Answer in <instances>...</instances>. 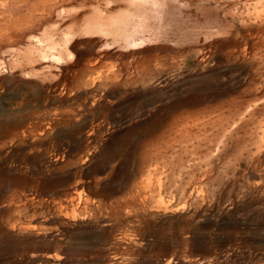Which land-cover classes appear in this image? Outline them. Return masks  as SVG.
<instances>
[{
  "label": "rangeland",
  "instance_id": "obj_1",
  "mask_svg": "<svg viewBox=\"0 0 264 264\" xmlns=\"http://www.w3.org/2000/svg\"><path fill=\"white\" fill-rule=\"evenodd\" d=\"M0 264H264V0H0Z\"/></svg>",
  "mask_w": 264,
  "mask_h": 264
},
{
  "label": "bare ground",
  "instance_id": "obj_2",
  "mask_svg": "<svg viewBox=\"0 0 264 264\" xmlns=\"http://www.w3.org/2000/svg\"><path fill=\"white\" fill-rule=\"evenodd\" d=\"M122 7L121 8L119 7V8L123 9L125 6L123 8ZM126 8L128 9V7H126ZM109 14H110V16L109 15H105V14H101L100 12H97V11H89L87 13H83V15H84L83 16V20H85V23H83V26L81 28H79V33L82 34V35H88V36L89 35H93V34H106V35L111 34L112 32H114V29H113L114 27H116V29H117V28L125 25L126 22L128 21V19L130 18V16L132 15L131 12L123 11V10L122 11L120 10V12H118V14L114 13L116 15H112L111 16V13H109ZM115 31H117V30H115ZM71 34L72 33H70V31L69 32H65L64 34L61 35L60 40L68 41V38H69V36ZM73 35H76V33L73 34ZM45 36H47V35H45ZM69 40H71V38H69ZM38 42L39 41H37V43ZM44 45H46V44H43V46ZM61 46H63V45H61ZM23 51H22L23 52V56L26 59H29V60H31V57L35 56V55L36 56L37 55L41 56L42 58H40V57L39 58L43 59V57H45V54L48 53V52H50V54H52V53L54 54L55 53V55H56V52H61V53H64L67 57L71 56V53L68 51V48L63 50V51L57 50L55 48V44H54L53 40H52V42L48 43L45 47H41V46L40 47H33V46L29 45L27 47V49L26 50L23 49ZM24 57H23V59H25ZM60 58H62V57H60ZM26 61H28V60H26ZM50 61H52V60H50ZM57 62H59V61L57 60ZM64 62H65V60H64Z\"/></svg>",
  "mask_w": 264,
  "mask_h": 264
}]
</instances>
